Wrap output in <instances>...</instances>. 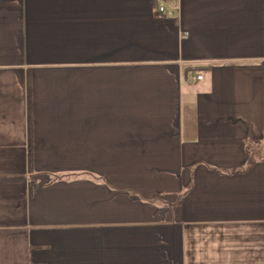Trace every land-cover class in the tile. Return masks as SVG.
Masks as SVG:
<instances>
[{
	"label": "crops",
	"instance_id": "crops-1",
	"mask_svg": "<svg viewBox=\"0 0 264 264\" xmlns=\"http://www.w3.org/2000/svg\"><path fill=\"white\" fill-rule=\"evenodd\" d=\"M0 264H264V0H0Z\"/></svg>",
	"mask_w": 264,
	"mask_h": 264
},
{
	"label": "built area",
	"instance_id": "built-area-1",
	"mask_svg": "<svg viewBox=\"0 0 264 264\" xmlns=\"http://www.w3.org/2000/svg\"><path fill=\"white\" fill-rule=\"evenodd\" d=\"M164 10H165L164 8H160V11L161 12H164ZM169 15L172 16V13H170ZM197 79L198 80H202L203 79V76H199Z\"/></svg>",
	"mask_w": 264,
	"mask_h": 264
}]
</instances>
